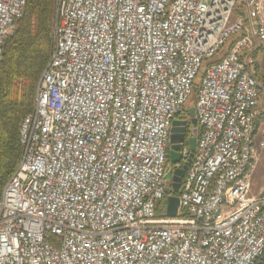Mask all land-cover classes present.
Wrapping results in <instances>:
<instances>
[{
  "label": "built area",
  "instance_id": "2783aa9c",
  "mask_svg": "<svg viewBox=\"0 0 264 264\" xmlns=\"http://www.w3.org/2000/svg\"><path fill=\"white\" fill-rule=\"evenodd\" d=\"M25 6L0 0V59ZM263 52V0H56L0 196V264H264V183L247 196L264 153ZM194 91L195 151L183 142L168 165ZM188 159L174 192L164 175Z\"/></svg>",
  "mask_w": 264,
  "mask_h": 264
},
{
  "label": "trees",
  "instance_id": "16d2710c",
  "mask_svg": "<svg viewBox=\"0 0 264 264\" xmlns=\"http://www.w3.org/2000/svg\"><path fill=\"white\" fill-rule=\"evenodd\" d=\"M55 2L56 0H26L23 15L15 23L12 34L2 48L0 196L4 184L21 158L19 125L22 118L33 110L36 86L51 53ZM197 81L194 83L195 87Z\"/></svg>",
  "mask_w": 264,
  "mask_h": 264
},
{
  "label": "water",
  "instance_id": "95a60500",
  "mask_svg": "<svg viewBox=\"0 0 264 264\" xmlns=\"http://www.w3.org/2000/svg\"><path fill=\"white\" fill-rule=\"evenodd\" d=\"M188 112L190 116H194V108H191ZM192 122L196 126L195 118H192ZM185 129L186 127L184 126L183 121L174 120L172 122L170 142L178 143V144H176L173 147H172V144L170 145L171 150L168 152V162L170 165L175 164L179 162L180 160V154L178 152L180 148L179 143H182L184 140ZM187 143H188L189 150H190V157H192L195 151V147H196L195 132L192 133L190 137L187 139ZM172 148H174L175 152L173 151ZM189 159L185 162V164L181 168H176L173 170L168 169L164 175V179L170 182V189L174 192H176L179 189L181 179L184 176ZM168 190H169V187H166V191ZM165 203H166V215L169 217L175 216L177 208H178V198L176 196H170V195L166 196Z\"/></svg>",
  "mask_w": 264,
  "mask_h": 264
},
{
  "label": "rangeland",
  "instance_id": "374dc122",
  "mask_svg": "<svg viewBox=\"0 0 264 264\" xmlns=\"http://www.w3.org/2000/svg\"><path fill=\"white\" fill-rule=\"evenodd\" d=\"M263 5H264V0H263ZM240 12L244 13V8H240ZM13 29L11 30L10 35L12 34ZM216 58H219V57H216ZM254 66L260 75L264 74V52L257 54V58H256V62H255ZM202 71H203V68L201 69L200 74L202 73ZM263 87H264V85H263ZM262 96L264 99V92H263ZM194 102H195V91L193 94H191L190 98L187 100L182 114L178 117V119H176V120H181L184 122V126H186L187 133H188L187 137L186 136H184V137L187 139L194 132H195V137H197V133H198L197 126H195L192 122V118H194V116H190L189 112H188L191 108H194ZM187 139L183 140V142L186 143V146L189 148L188 143H187ZM182 143H179L180 146L183 145ZM171 144L173 147L178 143H171ZM172 149L174 151V148H172ZM170 150L171 149L169 148V151ZM263 183H264V153L261 156L260 161L258 163V166H257V168L253 174L252 179H251V184H250L247 196L252 197V196L258 195L262 186H263Z\"/></svg>",
  "mask_w": 264,
  "mask_h": 264
},
{
  "label": "flooded vegetation",
  "instance_id": "af4514ba",
  "mask_svg": "<svg viewBox=\"0 0 264 264\" xmlns=\"http://www.w3.org/2000/svg\"><path fill=\"white\" fill-rule=\"evenodd\" d=\"M186 127V126H185ZM188 133H187V128L185 129V132H184V136L187 137ZM187 138L184 137V140H186Z\"/></svg>",
  "mask_w": 264,
  "mask_h": 264
},
{
  "label": "bare ground",
  "instance_id": "6f19581e",
  "mask_svg": "<svg viewBox=\"0 0 264 264\" xmlns=\"http://www.w3.org/2000/svg\"><path fill=\"white\" fill-rule=\"evenodd\" d=\"M23 15V14H22ZM195 87V86H194ZM18 139H19V137H18ZM22 147V146H21ZM20 161V160H19ZM164 201H165V199H164ZM177 212V211H176ZM165 216H167L166 215V209H165ZM176 216V215H175ZM175 216H173V217H175ZM167 217H169V216H167Z\"/></svg>",
  "mask_w": 264,
  "mask_h": 264
}]
</instances>
